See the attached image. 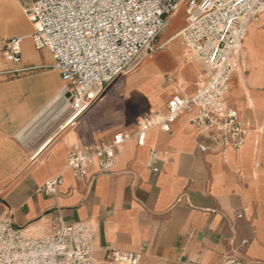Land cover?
Returning <instances> with one entry per match:
<instances>
[{"label": "crops", "instance_id": "0c3cea01", "mask_svg": "<svg viewBox=\"0 0 264 264\" xmlns=\"http://www.w3.org/2000/svg\"><path fill=\"white\" fill-rule=\"evenodd\" d=\"M180 30L134 70L87 95L76 118L58 111L29 133L63 81L47 50L34 56L40 50L22 3L0 0V45L23 38L17 64L0 51V218L10 216L14 227L34 235L47 233L57 212L66 224L87 220L94 264H111V250L141 252L139 264H222L234 253L242 264H264V11L248 24L234 57L226 101L247 132L243 145L225 154L196 134L194 107L169 131L152 129L144 145L137 143L139 118L164 110L176 87L190 95L201 86L202 64L171 39ZM121 132L130 138L116 149L109 174L99 173L93 159L84 178L74 176L67 160L73 146L105 143ZM56 177L62 183L55 195L40 191Z\"/></svg>", "mask_w": 264, "mask_h": 264}, {"label": "built area", "instance_id": "2783aa9c", "mask_svg": "<svg viewBox=\"0 0 264 264\" xmlns=\"http://www.w3.org/2000/svg\"><path fill=\"white\" fill-rule=\"evenodd\" d=\"M19 1L32 23L29 37L33 47L47 50L52 66L60 73L63 87L58 99H64V104L59 111L68 113V121L86 108L85 97L93 90L134 70L163 46L158 37L170 15L185 3L184 25L171 39L179 40L188 60L202 64L201 86L190 95L176 87L164 110L139 118L137 143L144 145L152 129L169 131L180 114L194 107L190 124L218 152L225 154L243 145L247 129L226 96L234 57L248 24L264 11V0ZM22 39L15 36L2 42L0 51L6 61L20 62ZM129 138V133L121 132L105 143L73 146L67 155L68 167L74 176L84 178L88 165L96 159L99 173L109 174L116 149ZM198 148L205 152L209 146L200 141ZM149 156L154 162L156 152L151 150ZM61 183V177L50 179L40 191L55 195ZM94 250V229L87 220L66 224L57 212L48 232L34 235L26 228L14 227L10 216L0 218V264H94ZM141 259V252L111 250L109 255L111 264H139ZM222 264H242V258L234 253Z\"/></svg>", "mask_w": 264, "mask_h": 264}, {"label": "rangeland", "instance_id": "374dc122", "mask_svg": "<svg viewBox=\"0 0 264 264\" xmlns=\"http://www.w3.org/2000/svg\"><path fill=\"white\" fill-rule=\"evenodd\" d=\"M184 19H185V3H183V6L178 11H176L174 14L170 15L169 23H168L167 27L164 29V31L158 37V43H159V41L167 39L169 37V35L173 32V30H174V33L176 31L180 30L184 24ZM34 56L37 58L38 57L44 58L46 56V53L43 50H40ZM35 120L36 119H34V121ZM38 120H40V118L37 119V121Z\"/></svg>", "mask_w": 264, "mask_h": 264}, {"label": "water", "instance_id": "95a60500", "mask_svg": "<svg viewBox=\"0 0 264 264\" xmlns=\"http://www.w3.org/2000/svg\"><path fill=\"white\" fill-rule=\"evenodd\" d=\"M63 104H64V99L59 100L58 96H56L54 99L53 105L49 109L45 108L44 111L39 116L36 117L37 119L40 118V120L37 121V119H36V124H34L35 126L34 125L32 126L33 122L30 124L29 133L35 132L36 129L40 125H42L44 122L47 121V119H49L52 115H54L56 112H58L61 109ZM32 127H34V128L32 129Z\"/></svg>", "mask_w": 264, "mask_h": 264}, {"label": "bare ground", "instance_id": "6f19581e", "mask_svg": "<svg viewBox=\"0 0 264 264\" xmlns=\"http://www.w3.org/2000/svg\"><path fill=\"white\" fill-rule=\"evenodd\" d=\"M183 6V3H180L179 5H178V7H177V9H176V11H178L181 7ZM175 11V12H176ZM174 12V13H175ZM173 13V14H174ZM175 36V35H174ZM169 40V39H168ZM55 99V98H54ZM54 99L47 105V107H46V109H49L52 105H53V103H54ZM35 119H37V118H35ZM34 124H36V120L34 121L33 120V124H32V126L34 125ZM35 126V125H34ZM34 127H32V129H33ZM29 129V128H28Z\"/></svg>", "mask_w": 264, "mask_h": 264}]
</instances>
